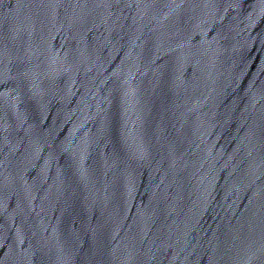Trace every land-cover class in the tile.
Segmentation results:
<instances>
[{"label": "water", "instance_id": "obj_1", "mask_svg": "<svg viewBox=\"0 0 264 264\" xmlns=\"http://www.w3.org/2000/svg\"><path fill=\"white\" fill-rule=\"evenodd\" d=\"M0 264H264V0H0Z\"/></svg>", "mask_w": 264, "mask_h": 264}]
</instances>
